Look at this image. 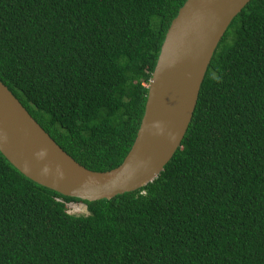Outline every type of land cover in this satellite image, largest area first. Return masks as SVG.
Segmentation results:
<instances>
[{
	"label": "trees",
	"instance_id": "1",
	"mask_svg": "<svg viewBox=\"0 0 264 264\" xmlns=\"http://www.w3.org/2000/svg\"><path fill=\"white\" fill-rule=\"evenodd\" d=\"M186 1L0 0V81L76 162L113 170ZM0 264H264V0L232 21L180 148L147 186L83 201L0 152Z\"/></svg>",
	"mask_w": 264,
	"mask_h": 264
},
{
	"label": "water",
	"instance_id": "2",
	"mask_svg": "<svg viewBox=\"0 0 264 264\" xmlns=\"http://www.w3.org/2000/svg\"><path fill=\"white\" fill-rule=\"evenodd\" d=\"M251 1H186L162 45L134 145L117 168L94 172L80 165L1 81L0 152L28 179L83 201L111 200L147 186L180 148L216 49Z\"/></svg>",
	"mask_w": 264,
	"mask_h": 264
},
{
	"label": "rangeland",
	"instance_id": "3",
	"mask_svg": "<svg viewBox=\"0 0 264 264\" xmlns=\"http://www.w3.org/2000/svg\"><path fill=\"white\" fill-rule=\"evenodd\" d=\"M68 208L73 215H88L87 207L84 204H70Z\"/></svg>",
	"mask_w": 264,
	"mask_h": 264
}]
</instances>
